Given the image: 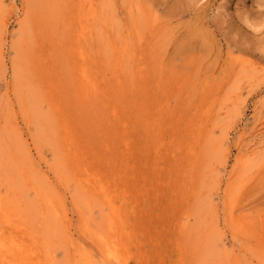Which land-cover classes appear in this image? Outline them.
Instances as JSON below:
<instances>
[{
  "label": "rangeland",
  "instance_id": "obj_1",
  "mask_svg": "<svg viewBox=\"0 0 264 264\" xmlns=\"http://www.w3.org/2000/svg\"><path fill=\"white\" fill-rule=\"evenodd\" d=\"M0 264H264V0H0Z\"/></svg>",
  "mask_w": 264,
  "mask_h": 264
}]
</instances>
